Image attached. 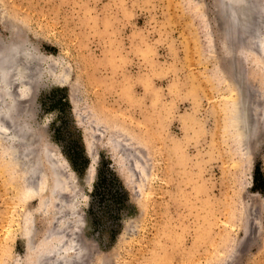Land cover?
<instances>
[{
  "label": "rangeland",
  "instance_id": "374dc122",
  "mask_svg": "<svg viewBox=\"0 0 264 264\" xmlns=\"http://www.w3.org/2000/svg\"><path fill=\"white\" fill-rule=\"evenodd\" d=\"M218 1L0 0L42 169L28 191L0 116V264L75 241L85 258L57 263L264 264V0L234 1L244 30Z\"/></svg>",
  "mask_w": 264,
  "mask_h": 264
},
{
  "label": "bare ground",
  "instance_id": "6f19581e",
  "mask_svg": "<svg viewBox=\"0 0 264 264\" xmlns=\"http://www.w3.org/2000/svg\"><path fill=\"white\" fill-rule=\"evenodd\" d=\"M223 2L225 1L226 5H229L228 7V10H227V14L229 15L230 14V18L231 20H234V23L235 24H238L240 25V27L244 30V29H247L248 25H251L252 21H248V20H244V21H241V19H237V12L239 13H242L240 10L241 5L243 6V10H244V7L245 5H247L248 3L245 2V0H222ZM236 1V2H234ZM248 1V0H247ZM220 2V0L218 1ZM233 3H236V4H239L240 6L239 9L240 10H237L238 7L236 5V7L233 6ZM251 3V2H250ZM248 6V5H247ZM236 8V9H235ZM249 8V7H248ZM227 9V8H226ZM225 10V8H224ZM237 10V11H236ZM248 10V9H247ZM237 15H236V14ZM239 13V16L247 13V15L249 14V11H245L243 12V14L240 15ZM252 14V13H251ZM244 17H246L244 15ZM243 16H241V18H244ZM240 18V17H238ZM244 19H247V18H244ZM239 20V21H238ZM243 20V19H242ZM240 22V23H239ZM250 23V24H249ZM237 26V25H236ZM256 26V25H255ZM261 26V25H260ZM251 28V27H250ZM261 29V27H260ZM250 29H248L249 31ZM258 30V28H257ZM251 31V30H250ZM256 31V30H255ZM250 34V33H249ZM252 34H254L252 32ZM261 35V33H260ZM264 35V34H263ZM20 45L17 44V45H12L11 48H8L7 50V54L6 55H2L4 52H0V116L1 118L3 117L6 122H8V125L9 128L11 129H16L15 131H17V134H16V137H18V141H20L19 144H16L15 142H13L14 139H11L10 141L7 142L6 146L5 147H8L9 149V154L11 155L12 159L15 160V162H18V159L19 157L22 155V154H25L23 155V157H27V160L26 161H23V162H18L22 168H23V172L25 174V185L24 187L28 190V187H29V190H31V192H35L36 191V188H33L34 186H36V183L37 181H34V176H37L39 175L41 172H42V169L41 167L37 165V163L39 164L38 160L35 158L34 154L33 156H29V154H31L32 150H30L29 147H26L25 144H23L22 140L26 137L25 135H23L24 132H21V130H24L25 132L28 131L27 129V123L26 121H24L20 115H19V110H18V106H17V99L19 98H15L11 95V92L10 91V87L11 85H13V83H17V89H19L18 91V94L20 93V95L18 96H25L27 94V90L29 89L28 88V84H26V81H28L29 79L28 78H32V77H29L27 72H28V69L26 67V57H28L30 55L31 52H24L22 49L18 52L19 54L15 53L16 49L15 48H19ZM264 49V48H263ZM23 51V52H22ZM27 51V50H26ZM264 52V50H263ZM264 54V53H263ZM262 54V55H263ZM34 55V54H33ZM31 57H32V54H31ZM30 57V58H31ZM16 59V60H15ZM28 59V58H27ZM31 60V59H30ZM25 61V62H24ZM28 66V65H27ZM34 72L35 71H38L36 73H40V71L37 69V68H34ZM31 73V72H30ZM35 75V74H34ZM37 75V74H36ZM41 75V74H40ZM38 75V76H40ZM28 77V78H26ZM26 79V81H25ZM16 89V90H17ZM12 90V89H11ZM15 90V89H14ZM15 90V91H16ZM31 91V90H28V92ZM13 94V93H12ZM17 94V93H16ZM29 93L26 95V97H28ZM16 96V95H15ZM20 99V98H19ZM2 120V119H0ZM3 121V120H2ZM29 124V123H28ZM7 126L4 125V123H2L0 121V135L3 134L5 135L6 132H4L3 130L8 128ZM15 127V128H14ZM2 129V130H1ZM30 129V128H29ZM12 132V131H11ZM7 134V133H6ZM8 135V134H7ZM14 135V134H13ZM12 135V136H13ZM15 137V135L13 136ZM7 138V137H6ZM5 136L3 137V139L5 140L6 139ZM12 138V137H11ZM31 138V137H30ZM25 142V141H24ZM29 144V143H28ZM28 153V154H27ZM34 153V152H33ZM88 157L90 159V165H89V170L92 169V166L94 165V161H95V158H94V155H92L90 152H88ZM32 158V159H31ZM52 160H55V159H52ZM56 161V160H55ZM51 167L53 168V171H54V182H53V186L52 188L50 189V194L52 196H59L60 193H58L57 191V187L61 184V181L59 180V177L58 176V172H57V169L54 165V162H51ZM23 174V173H22ZM40 177V176H39ZM38 177V178H39ZM37 178V179H38ZM27 179L30 180V183L31 181H34L33 184L35 185H30L27 181ZM38 187V186H37ZM63 187V186H62ZM61 190V188H60ZM59 190V191H60ZM74 200V199H73ZM72 200V201H73ZM71 201V203H73ZM73 205V204H71ZM75 207V206H73ZM26 228H27V237H26V243L27 245H31L30 244V235H31V232L34 230L33 229V221L32 219H28L27 220V224H25ZM57 232V231H56ZM76 234V232H75ZM78 237V236H77ZM76 240V238H75ZM32 242V241H31ZM70 242V241H69ZM32 246V245H31ZM64 250L66 251L63 255L60 256V258L62 257V260H64V262L66 263V261H68L67 259H70L69 258V255L72 254L71 256H77V257H74L75 261H77L78 263H80L81 259L82 258H85L84 255L83 257L81 256L82 253L84 252V249L81 247V245H77L76 244V241L73 243V242H70L68 244H64L62 245V248H59V250H57V252L54 251V255L49 259L44 260L45 256L44 254L42 255H39L37 257V260L35 261L36 263L35 264H59V262L57 263V258L59 257V254L61 253V250ZM45 253V252H44ZM80 255V256H79ZM70 256V257H71ZM80 258V261L77 260V258ZM65 258V259H64ZM67 258V259H66ZM78 258V259H79ZM84 260V259H83ZM63 262V261H62ZM82 263H85V261ZM81 263V264H82ZM68 264V263H67Z\"/></svg>",
  "mask_w": 264,
  "mask_h": 264
},
{
  "label": "trees",
  "instance_id": "16d2710c",
  "mask_svg": "<svg viewBox=\"0 0 264 264\" xmlns=\"http://www.w3.org/2000/svg\"><path fill=\"white\" fill-rule=\"evenodd\" d=\"M83 141V140H82ZM85 155H86V151H85ZM87 165L88 164H86V166L84 167V170H83V175L82 176H84V174H85V171H86V168H87ZM101 174V170H99V175ZM258 178L255 176V180H257ZM264 192V191H263Z\"/></svg>",
  "mask_w": 264,
  "mask_h": 264
},
{
  "label": "water",
  "instance_id": "95a60500",
  "mask_svg": "<svg viewBox=\"0 0 264 264\" xmlns=\"http://www.w3.org/2000/svg\"><path fill=\"white\" fill-rule=\"evenodd\" d=\"M86 152H87V151H86ZM87 168H89V166H88ZM87 168H86V170H87ZM84 176H85V174H84Z\"/></svg>",
  "mask_w": 264,
  "mask_h": 264
}]
</instances>
